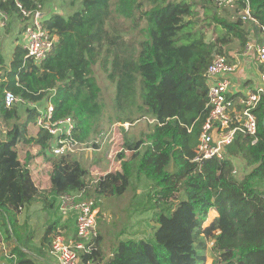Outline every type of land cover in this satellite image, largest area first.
Wrapping results in <instances>:
<instances>
[{
  "label": "trees",
  "instance_id": "trees-1",
  "mask_svg": "<svg viewBox=\"0 0 264 264\" xmlns=\"http://www.w3.org/2000/svg\"><path fill=\"white\" fill-rule=\"evenodd\" d=\"M40 1L20 0L33 10L41 9ZM81 1V10L68 16L54 12L44 20L58 40L40 64L26 59L22 45L6 64L0 41V117L12 125L10 144L0 140V231L6 235L8 264H38L25 243L19 221L23 209L40 201L54 214L44 233L51 245L60 228L68 231L67 238L76 234L75 215L63 219L59 212L61 193L83 191L82 198H94L98 206L100 196L123 195L133 178L142 175L152 182L147 197L157 223L153 233L117 238L104 257L99 230L96 249L81 253L79 264H206L209 251L212 264H264V98L255 110L256 142L240 132L223 159L193 161L208 115V66L217 54L234 59V44L243 53L251 36L262 41L264 0H235L233 6L218 0ZM247 6L254 19L250 26L239 14ZM0 10L26 20L14 0H0ZM126 21L137 29L130 38ZM210 27L215 36L209 40ZM96 65L115 83L117 121L134 124L154 117L158 122H148L140 138L125 135V148L118 154L121 169L89 183L90 168L76 154L54 155L52 135L41 128L32 131L38 110L25 102L6 108L4 91L12 90L25 101L50 99L54 117L72 116L75 138L87 141L104 111ZM21 106L27 115L22 116ZM18 144L39 146L51 161L49 188L36 185L29 153L22 164ZM238 157L253 166L240 180L234 173ZM212 209L218 215L205 225Z\"/></svg>",
  "mask_w": 264,
  "mask_h": 264
},
{
  "label": "built area",
  "instance_id": "built-area-1",
  "mask_svg": "<svg viewBox=\"0 0 264 264\" xmlns=\"http://www.w3.org/2000/svg\"><path fill=\"white\" fill-rule=\"evenodd\" d=\"M8 1V0H2ZM225 6H233L235 0H218ZM15 5L26 18L24 26L26 59L31 58L36 64L42 63L55 47L58 37L45 25V13L41 9L25 8L20 0H14ZM244 21L253 19L250 8L247 6L239 13ZM8 15L0 10V26L4 27ZM254 20V19H253ZM254 53L257 71L251 79L254 84H246L242 89L236 88L233 76L240 68V61L234 57L229 59L217 54L212 59L206 71L208 95L206 107L208 115L204 120L198 143L195 148L193 161L199 164L203 161L218 158L223 159L226 147L230 145L238 133H246L257 141V117L255 110L264 98V36L261 42L251 36L244 55ZM19 102H26L35 107L36 102L25 101L12 90L5 89L4 104L11 108ZM37 108V107H36ZM37 126L50 133L53 137L52 153L54 155L86 154L93 158L107 143L111 132H101L94 139L80 141L75 138L76 123L72 116L54 117V104L50 99L43 108H37ZM149 123L158 122L154 117L146 119ZM128 130L130 123H120ZM115 136L110 139L114 142ZM123 148L120 149L122 151ZM105 173H98L99 179ZM81 192H63L59 195L58 207L63 218L75 215L76 234L67 238L65 229H58L52 236L51 253L58 259V264H79L80 254H91L96 249V240L99 235L98 213L99 208L94 198H82Z\"/></svg>",
  "mask_w": 264,
  "mask_h": 264
},
{
  "label": "rangeland",
  "instance_id": "rangeland-1",
  "mask_svg": "<svg viewBox=\"0 0 264 264\" xmlns=\"http://www.w3.org/2000/svg\"><path fill=\"white\" fill-rule=\"evenodd\" d=\"M40 2L42 4L41 10L45 13V19L54 12H59L68 16L83 8L81 0H41ZM198 11V17L203 19L204 14L200 6L198 7ZM251 22L252 21L248 20L246 25L250 26ZM25 23L26 21L15 14L14 16H8L4 27L0 26L1 51L6 64L12 60L16 46H23L25 42L23 31ZM125 25L130 29L127 37L130 38L136 34L137 29L134 25L132 26L129 21H126ZM214 36L215 32L213 27L208 28L207 39H213ZM237 50L238 46L234 44L231 53ZM95 75L101 86V101L104 104V111L101 125L98 127V130L93 133L91 139L96 138L100 131H105V134L111 132V134L105 146L101 151L97 152L93 158L86 154H77V157L80 158L82 163L90 168L91 172L87 177L88 181L96 179L98 177L96 176L97 172L106 174L111 171L120 170L121 160L118 154L121 148H125V135H127L129 139H137L149 129L148 121L144 118H140L134 124L131 123L128 130L120 126L121 122L116 119L117 113L114 100L115 83L108 78L107 73L99 65L95 66ZM47 101L48 100L41 101L40 103L36 102L35 108H43ZM19 103L16 105H20ZM25 105H27L29 109H32L28 103L25 102ZM25 109L26 107L21 106L20 111L22 116L27 115ZM38 128L37 125H34L32 131L35 133L38 131ZM11 129L12 125L8 124L0 117L1 141H6L10 144L9 132ZM114 136V142H110V139ZM17 150L19 151L22 164L26 162L27 153H29L31 159L29 161V168L36 185L41 189L49 188L52 165L51 161L45 159L44 156L40 154L39 146L29 145L24 147V145L18 144ZM130 154L131 150L126 149V155L129 156ZM234 164V173L239 180L246 176L253 167L241 157L234 158ZM151 184L152 182L145 176H135L131 186L123 195L100 196L101 199L98 205V229L103 236L104 257L110 254L112 244L117 238H146L153 233L157 223L152 220V208H150L147 197ZM262 186L264 189V183H262ZM210 215L211 214H208V218ZM52 219H54V214L46 211L43 203L40 201L23 209L19 215V221L25 227L23 229L26 236L25 238H28L25 239V243L30 248V254L37 260L38 264H50V262L54 261L58 263V259L51 253V245L44 240L46 227ZM65 233L68 234V231L65 230ZM5 237V232L0 231V264H8L9 261V252L5 249ZM213 259L214 254L212 251H209L206 264H212Z\"/></svg>",
  "mask_w": 264,
  "mask_h": 264
},
{
  "label": "crops",
  "instance_id": "crops-1",
  "mask_svg": "<svg viewBox=\"0 0 264 264\" xmlns=\"http://www.w3.org/2000/svg\"><path fill=\"white\" fill-rule=\"evenodd\" d=\"M238 61H240V68L237 73L233 76L234 85L236 88L242 89L246 84H254L251 77L255 76L257 71V64L255 61L254 53L244 55L241 52L231 53ZM210 217L206 221L208 224L214 217L218 215L217 211L212 209L209 212ZM66 230V229H65ZM72 237V236H70ZM50 264H58L56 261L50 262Z\"/></svg>",
  "mask_w": 264,
  "mask_h": 264
}]
</instances>
